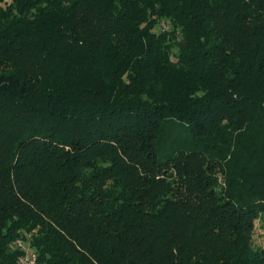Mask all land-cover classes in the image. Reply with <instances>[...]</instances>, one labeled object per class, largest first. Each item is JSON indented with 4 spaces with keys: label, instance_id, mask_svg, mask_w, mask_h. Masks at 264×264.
<instances>
[{
    "label": "trees",
    "instance_id": "obj_1",
    "mask_svg": "<svg viewBox=\"0 0 264 264\" xmlns=\"http://www.w3.org/2000/svg\"><path fill=\"white\" fill-rule=\"evenodd\" d=\"M264 0H0V264H264Z\"/></svg>",
    "mask_w": 264,
    "mask_h": 264
},
{
    "label": "built area",
    "instance_id": "obj_2",
    "mask_svg": "<svg viewBox=\"0 0 264 264\" xmlns=\"http://www.w3.org/2000/svg\"><path fill=\"white\" fill-rule=\"evenodd\" d=\"M17 248L20 249L23 255L19 258L17 264H38V255L33 249L28 247L22 240L17 242Z\"/></svg>",
    "mask_w": 264,
    "mask_h": 264
},
{
    "label": "rangeland",
    "instance_id": "obj_3",
    "mask_svg": "<svg viewBox=\"0 0 264 264\" xmlns=\"http://www.w3.org/2000/svg\"><path fill=\"white\" fill-rule=\"evenodd\" d=\"M254 244L257 247L264 248V214L256 221V229L254 233Z\"/></svg>",
    "mask_w": 264,
    "mask_h": 264
}]
</instances>
